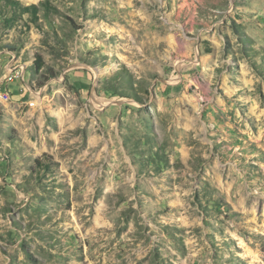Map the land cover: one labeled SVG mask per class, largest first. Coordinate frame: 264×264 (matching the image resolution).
I'll use <instances>...</instances> for the list:
<instances>
[{
    "label": "rangeland",
    "instance_id": "374dc122",
    "mask_svg": "<svg viewBox=\"0 0 264 264\" xmlns=\"http://www.w3.org/2000/svg\"><path fill=\"white\" fill-rule=\"evenodd\" d=\"M10 60L0 264H264V0H0Z\"/></svg>",
    "mask_w": 264,
    "mask_h": 264
},
{
    "label": "built area",
    "instance_id": "2783aa9c",
    "mask_svg": "<svg viewBox=\"0 0 264 264\" xmlns=\"http://www.w3.org/2000/svg\"><path fill=\"white\" fill-rule=\"evenodd\" d=\"M2 69H3V75L1 79H3V86H0V103H1V99H8V97H10V91L8 90V86L10 84L15 83V85L20 86L21 90L23 91L28 90L26 84V78L22 74L20 69L17 68V63L14 60H10L9 62H7V64H5L2 67ZM28 92H29L28 95H33L31 91L28 90ZM28 95H26V99H28ZM30 103L34 107L36 104L35 99Z\"/></svg>",
    "mask_w": 264,
    "mask_h": 264
},
{
    "label": "bare ground",
    "instance_id": "6f19581e",
    "mask_svg": "<svg viewBox=\"0 0 264 264\" xmlns=\"http://www.w3.org/2000/svg\"><path fill=\"white\" fill-rule=\"evenodd\" d=\"M29 105H30L31 107H33V105H32L31 103H30Z\"/></svg>",
    "mask_w": 264,
    "mask_h": 264
}]
</instances>
